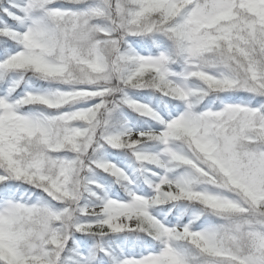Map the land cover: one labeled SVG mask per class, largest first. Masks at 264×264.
<instances>
[{
    "label": "snow or ice",
    "instance_id": "6c2138e0",
    "mask_svg": "<svg viewBox=\"0 0 264 264\" xmlns=\"http://www.w3.org/2000/svg\"><path fill=\"white\" fill-rule=\"evenodd\" d=\"M0 264H264V0H0Z\"/></svg>",
    "mask_w": 264,
    "mask_h": 264
}]
</instances>
